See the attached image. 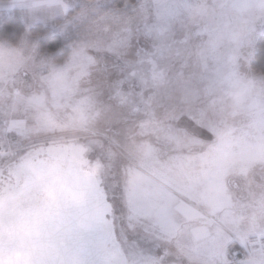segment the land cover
<instances>
[{"label":"rangeland","instance_id":"374dc122","mask_svg":"<svg viewBox=\"0 0 264 264\" xmlns=\"http://www.w3.org/2000/svg\"><path fill=\"white\" fill-rule=\"evenodd\" d=\"M104 3L0 0L25 27L15 47L0 43V168L70 142L125 264H230L231 243L260 264L264 75L249 64L264 0H138L105 14ZM35 25L76 31L65 63L37 53Z\"/></svg>","mask_w":264,"mask_h":264},{"label":"water","instance_id":"95a60500","mask_svg":"<svg viewBox=\"0 0 264 264\" xmlns=\"http://www.w3.org/2000/svg\"><path fill=\"white\" fill-rule=\"evenodd\" d=\"M77 146L57 142L9 162L0 192V264H125L110 209Z\"/></svg>","mask_w":264,"mask_h":264},{"label":"trees","instance_id":"16d2710c","mask_svg":"<svg viewBox=\"0 0 264 264\" xmlns=\"http://www.w3.org/2000/svg\"><path fill=\"white\" fill-rule=\"evenodd\" d=\"M137 5L138 0H105L104 5L100 8L101 13L105 14L124 11ZM70 13L71 11H69L68 15H71ZM56 21L58 22V20ZM27 31L31 37L36 38L37 53L47 56L54 65H61L67 61L71 52V46L78 40L75 36L76 31L71 30L65 35H58L47 27L35 25ZM24 32L25 27L19 20L16 11L0 15V43L9 47H15ZM249 69L253 74L264 75V34L255 41ZM9 159H3L2 164ZM238 250H240L238 246L234 243L230 244L227 248L228 259L232 252Z\"/></svg>","mask_w":264,"mask_h":264},{"label":"crops","instance_id":"0c3cea01","mask_svg":"<svg viewBox=\"0 0 264 264\" xmlns=\"http://www.w3.org/2000/svg\"><path fill=\"white\" fill-rule=\"evenodd\" d=\"M256 184H259L258 186ZM256 188H257V198H259L260 193H264V176L262 177V179L260 181H256L255 182ZM264 195V194H263ZM264 200V199H263ZM261 213V212H260ZM258 213V214H260ZM256 231H259V237L262 234V237L259 238V240L264 243V225L260 224V225H256ZM232 244V243H231ZM236 246H238L237 244H235ZM228 248V247H227ZM244 249V248H243ZM246 250V248H245ZM253 257H256L257 255H264L258 248H256V250L254 252H251ZM257 261V260H256ZM260 264H264V261H262Z\"/></svg>","mask_w":264,"mask_h":264},{"label":"built area","instance_id":"2783aa9c","mask_svg":"<svg viewBox=\"0 0 264 264\" xmlns=\"http://www.w3.org/2000/svg\"><path fill=\"white\" fill-rule=\"evenodd\" d=\"M264 252V247L262 248ZM253 260L246 251H234L230 254V264H252Z\"/></svg>","mask_w":264,"mask_h":264},{"label":"flooded vegetation","instance_id":"af4514ba","mask_svg":"<svg viewBox=\"0 0 264 264\" xmlns=\"http://www.w3.org/2000/svg\"><path fill=\"white\" fill-rule=\"evenodd\" d=\"M10 171L8 172H0V192L6 185L12 184V178L9 175Z\"/></svg>","mask_w":264,"mask_h":264}]
</instances>
